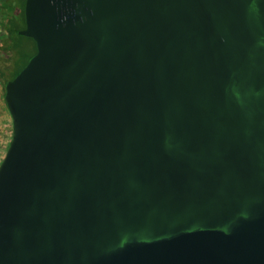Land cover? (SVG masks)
Listing matches in <instances>:
<instances>
[{"label":"water","instance_id":"water-1","mask_svg":"<svg viewBox=\"0 0 264 264\" xmlns=\"http://www.w3.org/2000/svg\"><path fill=\"white\" fill-rule=\"evenodd\" d=\"M23 17L0 264H264V0H25Z\"/></svg>","mask_w":264,"mask_h":264},{"label":"trees","instance_id":"trees-1","mask_svg":"<svg viewBox=\"0 0 264 264\" xmlns=\"http://www.w3.org/2000/svg\"><path fill=\"white\" fill-rule=\"evenodd\" d=\"M14 2L18 5L17 14H14ZM24 2L25 0H0L6 6L4 21L0 23V59L5 63V67L0 68V84L3 90L4 84L12 80L36 52L33 40L19 34L24 28ZM26 42L33 43L32 53H29Z\"/></svg>","mask_w":264,"mask_h":264},{"label":"crops","instance_id":"crops-1","mask_svg":"<svg viewBox=\"0 0 264 264\" xmlns=\"http://www.w3.org/2000/svg\"><path fill=\"white\" fill-rule=\"evenodd\" d=\"M6 6L0 3V23H3L4 17L3 13L6 10ZM18 5L14 2V14H17ZM4 90L0 84V98H3ZM0 103V113L2 118L0 119V152L5 146L4 144L9 140L8 137H11V117L5 107L4 101Z\"/></svg>","mask_w":264,"mask_h":264},{"label":"rangeland","instance_id":"rangeland-1","mask_svg":"<svg viewBox=\"0 0 264 264\" xmlns=\"http://www.w3.org/2000/svg\"><path fill=\"white\" fill-rule=\"evenodd\" d=\"M26 46L28 48L29 53H32L33 52V43L32 42H26ZM4 67H5V63H4L3 60L0 59V68L3 69ZM2 102H3V98H0V103L3 104ZM1 118H2V115L0 113V119ZM8 139L9 140L4 144L5 146L3 147V149L0 152V162H1L2 158H3V156H4V153H5L6 149H7V147H8V144H9V141H10L11 137H8Z\"/></svg>","mask_w":264,"mask_h":264}]
</instances>
